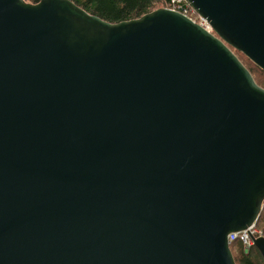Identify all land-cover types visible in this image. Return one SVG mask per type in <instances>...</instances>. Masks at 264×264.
Here are the masks:
<instances>
[{
    "label": "water",
    "instance_id": "water-1",
    "mask_svg": "<svg viewBox=\"0 0 264 264\" xmlns=\"http://www.w3.org/2000/svg\"><path fill=\"white\" fill-rule=\"evenodd\" d=\"M112 23L0 0V264H237L264 207V0ZM264 257V236L255 238Z\"/></svg>",
    "mask_w": 264,
    "mask_h": 264
},
{
    "label": "trees",
    "instance_id": "trees-1",
    "mask_svg": "<svg viewBox=\"0 0 264 264\" xmlns=\"http://www.w3.org/2000/svg\"><path fill=\"white\" fill-rule=\"evenodd\" d=\"M31 3H38L41 0H26ZM78 6L82 7L87 12L97 15L100 18L112 22L119 23L122 21L133 20L142 17L159 8L169 7L170 0H72ZM237 54L244 65L250 70L258 85L264 88L259 79L264 78V70L251 61L244 53L231 47ZM264 221V207L260 213L259 222ZM262 231V230H261ZM263 233V231H262ZM264 235V234H263ZM238 242V255L235 257L237 264H264V257L256 246H252L249 251L244 250V245L240 241H234L231 244ZM230 244V245H231ZM244 247V248H243ZM232 249V245H231ZM233 252V251H232ZM234 255V254H233Z\"/></svg>",
    "mask_w": 264,
    "mask_h": 264
},
{
    "label": "built area",
    "instance_id": "built-area-1",
    "mask_svg": "<svg viewBox=\"0 0 264 264\" xmlns=\"http://www.w3.org/2000/svg\"><path fill=\"white\" fill-rule=\"evenodd\" d=\"M167 8L186 15L196 23L203 26L209 32L214 33L213 27L208 22V20L199 15L188 0H170L169 7ZM261 235L262 231L258 228L257 223H254L244 231L231 233L229 235V240L230 242L239 240L243 243L245 248L249 249L254 245L255 238Z\"/></svg>",
    "mask_w": 264,
    "mask_h": 264
},
{
    "label": "rangeland",
    "instance_id": "rangeland-1",
    "mask_svg": "<svg viewBox=\"0 0 264 264\" xmlns=\"http://www.w3.org/2000/svg\"><path fill=\"white\" fill-rule=\"evenodd\" d=\"M259 81L261 82L262 85H264V78L263 79H259ZM259 227L261 228V230L263 231V234H264V221H260L259 222ZM231 245H232V251H233L234 256L239 257V255H238V249L239 248H238L237 245H240V244L238 242H236V243L231 244ZM244 250H246V248H244Z\"/></svg>",
    "mask_w": 264,
    "mask_h": 264
},
{
    "label": "flooded vegetation",
    "instance_id": "flooded-vegetation-1",
    "mask_svg": "<svg viewBox=\"0 0 264 264\" xmlns=\"http://www.w3.org/2000/svg\"><path fill=\"white\" fill-rule=\"evenodd\" d=\"M237 241H239V240H237ZM240 242V241H239ZM250 249V248H249ZM247 251H249V250H247ZM235 258V257H234Z\"/></svg>",
    "mask_w": 264,
    "mask_h": 264
}]
</instances>
